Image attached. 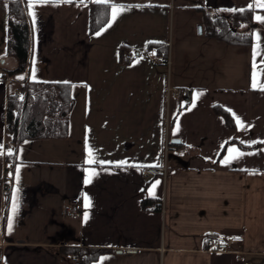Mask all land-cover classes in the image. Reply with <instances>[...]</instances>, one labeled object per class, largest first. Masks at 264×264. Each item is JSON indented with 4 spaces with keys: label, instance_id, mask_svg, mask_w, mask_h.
I'll list each match as a JSON object with an SVG mask.
<instances>
[{
    "label": "crops",
    "instance_id": "1",
    "mask_svg": "<svg viewBox=\"0 0 264 264\" xmlns=\"http://www.w3.org/2000/svg\"><path fill=\"white\" fill-rule=\"evenodd\" d=\"M20 1L30 24L24 76L73 84L74 104L66 136L9 140L4 70L17 61L0 0V264H73L62 245L112 250L93 264H264L260 0ZM92 3L109 6L94 33ZM246 8L255 10L250 47L204 35L203 10ZM151 43L167 45L166 64L152 61ZM209 235L242 237L238 257L208 251Z\"/></svg>",
    "mask_w": 264,
    "mask_h": 264
},
{
    "label": "trees",
    "instance_id": "2",
    "mask_svg": "<svg viewBox=\"0 0 264 264\" xmlns=\"http://www.w3.org/2000/svg\"><path fill=\"white\" fill-rule=\"evenodd\" d=\"M8 4L7 49L15 57L17 65L12 70H4L5 78L9 80L5 111L6 135L13 143L27 139L64 137L68 132V116L74 104V85L65 82L36 81L24 77L29 63L30 24L20 0H9ZM254 11L252 8L236 9L212 16L210 12L203 10V33L229 45L250 47ZM108 19L109 6L92 3L89 15L90 33L100 30ZM152 49L160 57L161 63L166 64L167 45L151 43L147 50ZM120 59L122 62L129 60L123 48L120 50ZM20 84H24V89L19 96L14 94L13 90ZM215 111L225 118L228 126H234L232 117L226 110L215 106ZM259 144L264 145V142ZM10 156L11 154L6 152V163L11 162ZM152 204L150 199L142 201L144 208H150ZM214 238L218 236H207L206 243ZM111 252L112 250L105 248L85 246L62 245L58 249L60 257L76 260L79 264H93L104 254Z\"/></svg>",
    "mask_w": 264,
    "mask_h": 264
},
{
    "label": "built area",
    "instance_id": "3",
    "mask_svg": "<svg viewBox=\"0 0 264 264\" xmlns=\"http://www.w3.org/2000/svg\"><path fill=\"white\" fill-rule=\"evenodd\" d=\"M152 61L159 63L161 62L158 57L153 56L152 57ZM167 63V62H166ZM25 77V76H24ZM26 78V77H25ZM27 79V78H26ZM6 83L9 82V80L5 81ZM23 89H24V84H21L20 87L15 88L13 90V93L16 95H21L23 93ZM167 93L172 96V97H176V98H180V97H184L187 95V91L185 89H179V88H169L167 89ZM9 164L7 169L9 168ZM142 172L147 175L148 174V170L146 168L142 169ZM2 194L5 197L10 196V188H9V181L6 178H4V182H3V188H2ZM152 208H157V206L153 205ZM79 210V206L75 205L72 206L69 211L71 213H77ZM243 242V238L240 236H234V237H229V238H214L211 239L207 242L206 244V249L210 252H226V253H232L234 254L236 257H238L239 252L237 251L236 248H239L241 246ZM73 264H79L78 261L74 260Z\"/></svg>",
    "mask_w": 264,
    "mask_h": 264
},
{
    "label": "snow or ice",
    "instance_id": "4",
    "mask_svg": "<svg viewBox=\"0 0 264 264\" xmlns=\"http://www.w3.org/2000/svg\"><path fill=\"white\" fill-rule=\"evenodd\" d=\"M97 2H104V3H106L107 0H97ZM260 6L261 7H264V0H260ZM115 16H116V12H115V9H114L113 19H115ZM257 19L264 20V17H257ZM96 35L99 36L100 33H96ZM232 151H233V149H229V152H232ZM223 162L224 163H227L228 162V159L226 158L225 161H223ZM157 183H159V182H157ZM153 187H155V185ZM10 224H11V220H10Z\"/></svg>",
    "mask_w": 264,
    "mask_h": 264
},
{
    "label": "water",
    "instance_id": "5",
    "mask_svg": "<svg viewBox=\"0 0 264 264\" xmlns=\"http://www.w3.org/2000/svg\"><path fill=\"white\" fill-rule=\"evenodd\" d=\"M197 30H198L199 33H201V31H202V26H198ZM179 142H180V141H179L178 139H172V140H171V143H173V144H178ZM118 252H120V251H118Z\"/></svg>",
    "mask_w": 264,
    "mask_h": 264
},
{
    "label": "rangeland",
    "instance_id": "6",
    "mask_svg": "<svg viewBox=\"0 0 264 264\" xmlns=\"http://www.w3.org/2000/svg\"><path fill=\"white\" fill-rule=\"evenodd\" d=\"M21 85V84H20ZM20 87V86H19Z\"/></svg>",
    "mask_w": 264,
    "mask_h": 264
}]
</instances>
